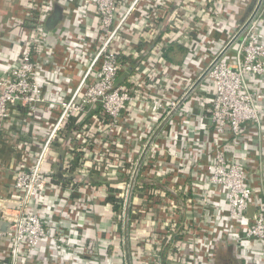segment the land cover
Listing matches in <instances>:
<instances>
[{
	"label": "built area",
	"instance_id": "obj_1",
	"mask_svg": "<svg viewBox=\"0 0 264 264\" xmlns=\"http://www.w3.org/2000/svg\"><path fill=\"white\" fill-rule=\"evenodd\" d=\"M55 1L68 8L73 0H26L21 8L27 13L30 27H26V20L15 17L11 24L21 28L22 38L16 60L6 67L5 78L0 79V139L2 123L10 117L9 106L19 105L24 109L22 120L35 126L39 149L33 154L28 147L21 151L26 164L13 175V205L0 203V221L9 223L5 232L0 231V264L2 257L8 264H23L48 236L42 218L29 205L36 206L37 200L48 197L47 190L53 192V198L59 192V185L45 170L53 150L65 144L63 168L74 176L69 191L63 192L66 199L60 210L62 218L71 221L73 216L91 211L89 204L97 197L94 176L110 182L124 176L125 188L118 195L123 199L119 213L123 219L126 191L137 159L167 116L162 132L154 136L143 157L132 188L128 242L129 252L135 256H130L131 264H206L222 228L235 229L233 240L240 248L252 241H264V214L247 216L252 189L238 155L244 127L255 126L264 133L261 20L253 18L239 37L240 42H234L238 46L233 58H226L228 49L198 83L200 86L202 81H209L213 90L207 117L213 127L211 153L203 164L195 159L188 162L187 157L167 145L178 141L172 137L170 129L176 128L170 121L180 100L235 34L220 49L213 47L222 42H216L211 34L224 28L221 25L227 0H81L80 9H94L95 38L85 40L80 24L72 34L70 41L79 43L80 49L66 58L67 65L63 67L76 72L79 80L69 95L56 99L46 112L50 123L33 115L38 104L49 100L39 75L48 56L43 57L42 51L47 46L44 22ZM138 10L142 13L139 20H128ZM136 22L140 24L134 34ZM172 41L190 43L188 61L183 65H162L163 75L157 76L159 72H153L156 59L163 61L161 55ZM191 70L196 71L194 77ZM154 78H161L160 84H154ZM185 79L189 85L180 89ZM196 87L192 92H198ZM133 102L143 115L139 120L130 113ZM71 120L73 126L64 135ZM166 123L169 132L164 130ZM181 129L182 141L195 143L191 135L194 128L182 125ZM187 164H197V173L191 180L186 178ZM175 169L182 175L178 181L173 179ZM201 172L202 178L198 175ZM175 184L182 187L176 188ZM76 188L82 193L80 197H72ZM243 221L244 228H240ZM83 247L86 249L68 246L67 251L80 259L79 255H84L91 264L110 261L109 253L94 257L90 244L85 242ZM112 252L122 254L119 262L125 264L120 248Z\"/></svg>",
	"mask_w": 264,
	"mask_h": 264
},
{
	"label": "crops",
	"instance_id": "obj_2",
	"mask_svg": "<svg viewBox=\"0 0 264 264\" xmlns=\"http://www.w3.org/2000/svg\"><path fill=\"white\" fill-rule=\"evenodd\" d=\"M24 1L26 2V0H0V79L5 78L7 70L6 67L14 63L16 60V57L18 56L19 42L22 38L21 28L11 25L13 18L15 17L26 20L24 21L26 27H30L31 25V22H28L25 17V14L27 13H25V10L21 8V6L25 5ZM252 1L254 0H227L225 6L227 12L224 13L222 17L224 22L223 25H221L224 28L220 33L214 32L211 34V37L214 38L216 42L222 41L219 45L213 46L215 49H220L221 45L226 43L234 34L236 22L246 14L248 11L247 5ZM244 2L247 4L242 7ZM77 4L78 6L76 7ZM65 5V3L59 1L52 3L50 6V13L44 22V34L46 36L44 41L47 43V46H45L42 51L43 57L47 54L48 56L46 58L47 62L44 61L41 65L39 77L41 84H43V90L44 92H47L45 93L47 94L49 100L46 103L38 104L33 115V117L44 121H49L46 112L49 111V108L53 105L54 101L69 95L72 86L77 82V80H79L76 72L63 67V64L64 66L67 65L65 62L66 58L72 54L78 53L79 51H77V49H80L78 46L79 43L70 41L73 36L72 34L77 30V27L80 24L85 32V40L95 38L94 31L96 16L94 9L92 7L80 9V6L82 5L81 0L71 1V6L68 8L65 7ZM73 10H75L76 13H74ZM260 13H264V5L261 8ZM141 14L142 13L138 10L135 13H132L128 20L138 21ZM52 15L57 16V21L53 27L48 30L47 23ZM259 15H262L263 17L261 19V30L264 32V14ZM139 24V22H136L134 26V34H137ZM87 29L88 31H86ZM125 37L130 38L128 35H125ZM158 39L159 37L154 41ZM189 46L190 43H188V45L182 43L176 44L175 41H172L161 55V60H166L167 62H159L158 59H156L155 63L157 66L156 70H153V72H159L157 73V76H160L163 75L160 71L164 70L162 65L186 64L188 61L186 59V54ZM237 46L238 45L234 43L229 48V50L225 53L226 58H233ZM169 73L171 74L172 72ZM195 74L196 71L191 70L192 77H194ZM192 77L191 79H193ZM152 82L154 84H160L161 78H154ZM180 84V89L189 85L186 79L180 82ZM200 84V86L199 84L197 85L198 88L196 87L198 92L193 91L190 93L181 102L178 109L172 115V121H170V123H173L176 129L171 128L170 131L172 137H175L178 141L173 144L167 143V145L172 147L173 150H176L179 155L187 157L188 159L186 160H188V162H191V159H195V162L199 161L198 163L201 162L206 164L210 158V141L212 139L213 132V127L212 125H209V121L207 119L209 102L211 100L210 98L212 97L213 90L209 81H202ZM161 98L162 97L160 96V99ZM50 102L51 104H49ZM138 109H140V107L135 102L129 106L130 113L137 116V120H139L140 117H143V115H140L139 112H137ZM9 112V119L2 123L0 139V203H4V206L13 205L12 200L16 197V193L13 189V175L15 171L26 164L22 160L23 153L21 151H23V149H27L28 147L31 151H34L32 152L33 154L39 149V138L34 134L35 126L30 122L22 120L24 109L19 105H10ZM167 117L169 118V116ZM182 125H187L190 129L194 128L191 135L193 136L195 143H192V145H189L188 143L186 144L182 141L184 137L182 135ZM162 126L157 134L162 132ZM164 130L169 132L167 123ZM158 141L164 143L162 140ZM62 146H64L63 143L58 147V150H53V153L50 154L53 156L50 157L51 163L49 164V167L45 165V170L47 169L50 171L52 181L60 187L59 192L56 193V198H53V192L51 190H47L48 197L37 200V207L34 203L29 205L30 209L33 212H37L42 218L46 228L48 229V236L42 241L35 253L26 256L23 264H77L76 262L80 260H83L81 261V264H91V260L83 257L84 255H79V257L82 258L80 259L71 256V254L67 251L68 246L70 249L84 248L83 245L85 242L93 247L92 249L94 252L92 255L94 257L97 255L105 257L106 253H109L110 261H107V264H120L119 261L121 257H115V254L109 247L111 244H114V249L120 248L123 252L122 225L121 228L118 229L117 223H115L114 220L115 217L118 216L115 212H113L110 203L105 201V194L107 196L108 192H105V188H103V186L95 187L94 195L97 197L95 198L96 200H92V204H89L91 206V211L89 213L83 216L82 214L80 216H73V213L72 216L74 217V220L71 219V221L62 218L60 215V210H63L66 199V197L63 196V192L69 191L70 181L73 180L68 179L73 176L70 175L72 174L70 173L71 170L67 171L63 168V162L60 168L63 180L58 179L55 176L58 167L55 164V160L60 153L63 155L64 150L66 149V146H64V148H62ZM238 155L240 156V160L243 162V167L247 173L249 184L252 189L251 200L247 208V216L251 217L258 213L263 215L264 133L259 132L255 126L244 127ZM75 162L78 164L77 159ZM260 163L262 167H260ZM195 165L197 164H187V166H189V174L186 175V178L189 180H191L197 173L196 168H194ZM200 167H203V165H200ZM200 171L202 170L200 169ZM201 174L203 173L201 172L198 175L201 176ZM180 175L181 174L175 169L173 179L178 181ZM200 178H202V176ZM180 179H182V175ZM93 181L103 182L105 180L94 176L92 182ZM113 182L116 183L122 190L125 185L124 183H126V179L122 176L118 177L116 181ZM104 183L105 182L101 184ZM175 187H182V184H175ZM78 188L72 192V197H80L82 195ZM67 202H71V204H73L70 200ZM64 210L67 212L68 207ZM244 224L245 223L243 221L240 228H244ZM234 236L235 229L222 228L218 235L216 234V243L206 264H264V241H252L245 247L243 246V248H240V246L237 247L234 243ZM85 249L86 248H84V250ZM100 259H103V257ZM102 262V264L106 263L105 261ZM2 264H8L3 257Z\"/></svg>",
	"mask_w": 264,
	"mask_h": 264
},
{
	"label": "water",
	"instance_id": "obj_3",
	"mask_svg": "<svg viewBox=\"0 0 264 264\" xmlns=\"http://www.w3.org/2000/svg\"><path fill=\"white\" fill-rule=\"evenodd\" d=\"M262 1L263 0H257L256 3H255V1L248 3V5H247L248 11L246 12V14L241 19H239L236 22V26L234 27L235 34L233 35V37L228 41V43L225 45L224 49L217 55V57L213 60V62L205 69V71L202 73V75L193 83V85L190 87V89L186 92V94L180 100L178 106L192 92V90L202 80V78L205 76V74L208 72V70L212 67V65L230 48V46L234 42H237V43L240 42V38H239L240 35L242 34V32H244L246 27L249 25V23L253 20V18L255 17L257 12L259 11V8L262 4ZM56 21H57V16L52 15L50 17L48 23H47L48 24L47 29L48 30L51 29L53 27V25L56 23ZM167 118H165L160 123V125L156 128L155 132L153 133V135L150 137V139L146 143L145 147L143 148L141 154L139 155V157L137 159L133 173H132L131 178L129 180V184L127 187L126 196H125V200H124L123 219H122V244H123V253H124L125 264H131L130 252H129V242H128V214H129V207H130L133 184H134L135 178L137 176L141 162L143 160V157H144L151 141L153 140L154 136L157 134V132L159 131L161 126L166 122ZM63 145H65V144H63ZM62 148H64V146H62ZM62 158H63V155L60 153L58 155L57 159L55 160V164L58 166L56 173H55V176L61 180H63L61 177V173H60V168L62 166ZM68 179H74V176L69 177ZM8 226H9L8 222L0 221V231L5 232Z\"/></svg>",
	"mask_w": 264,
	"mask_h": 264
},
{
	"label": "trees",
	"instance_id": "obj_4",
	"mask_svg": "<svg viewBox=\"0 0 264 264\" xmlns=\"http://www.w3.org/2000/svg\"><path fill=\"white\" fill-rule=\"evenodd\" d=\"M73 123H74V120H71V121H69V123H67V125L64 128V135H66L71 130ZM75 164H76V162L73 164V167H76ZM48 175L50 176V174H48ZM50 178L52 180L51 176H50ZM103 182H105V183L101 184ZM103 182L93 181L92 184L94 187L103 186V188H105V192L106 193L108 192L107 196L105 194V201L110 203V205L112 206L113 212L118 214V218L115 217V223H117L118 228H121L122 218L119 216V213L121 212V209H122L123 199L121 197H118V195L123 193L125 187H123V189L121 190L117 186V184L114 182H110V181H106V180ZM56 183H58V182H56ZM112 194H114V196ZM113 245L114 244H111L109 248L114 249ZM116 256H117V258L118 257L120 258L122 256V254L121 255L117 254V255H115V257ZM130 256H131V259H133L135 255L130 254Z\"/></svg>",
	"mask_w": 264,
	"mask_h": 264
},
{
	"label": "rangeland",
	"instance_id": "obj_5",
	"mask_svg": "<svg viewBox=\"0 0 264 264\" xmlns=\"http://www.w3.org/2000/svg\"><path fill=\"white\" fill-rule=\"evenodd\" d=\"M255 1V3H256V1L257 0H254ZM263 5H264V0L262 1V4H261V6H260V8H259V11L257 12V14L255 15V17H256V19L257 20H261L263 17H262V15L260 16L259 14H264V13H260L261 12V8L263 7ZM251 13V12H250ZM254 17V18H255ZM243 33V32H242ZM242 37V35H240V38ZM129 179V178H128ZM116 215L118 216V214L116 213ZM120 216V215H119ZM118 218V217H117ZM115 220V219H114ZM119 229V228H118Z\"/></svg>",
	"mask_w": 264,
	"mask_h": 264
}]
</instances>
